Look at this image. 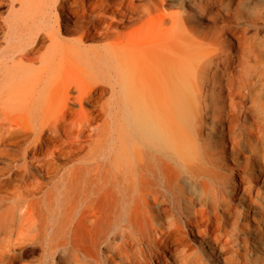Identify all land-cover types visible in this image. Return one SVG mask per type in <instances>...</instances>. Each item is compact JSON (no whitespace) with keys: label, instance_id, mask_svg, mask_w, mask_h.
<instances>
[{"label":"bare ground","instance_id":"obj_1","mask_svg":"<svg viewBox=\"0 0 264 264\" xmlns=\"http://www.w3.org/2000/svg\"><path fill=\"white\" fill-rule=\"evenodd\" d=\"M9 1L0 264H264V0Z\"/></svg>","mask_w":264,"mask_h":264},{"label":"rangeland","instance_id":"obj_2","mask_svg":"<svg viewBox=\"0 0 264 264\" xmlns=\"http://www.w3.org/2000/svg\"><path fill=\"white\" fill-rule=\"evenodd\" d=\"M10 13V1L0 0V56H3V50L9 45V29L7 20ZM7 31V32H6ZM9 38V39H8ZM6 40V41H5ZM12 43L14 40L11 41ZM4 46V48H2ZM40 252L26 257L27 261L40 259Z\"/></svg>","mask_w":264,"mask_h":264}]
</instances>
